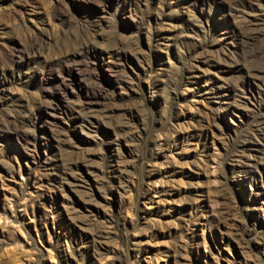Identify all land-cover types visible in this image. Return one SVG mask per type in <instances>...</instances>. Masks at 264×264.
<instances>
[{
  "label": "rangeland",
  "instance_id": "1",
  "mask_svg": "<svg viewBox=\"0 0 264 264\" xmlns=\"http://www.w3.org/2000/svg\"><path fill=\"white\" fill-rule=\"evenodd\" d=\"M0 264H264V0H0Z\"/></svg>",
  "mask_w": 264,
  "mask_h": 264
}]
</instances>
